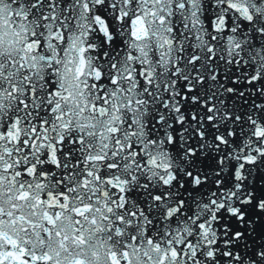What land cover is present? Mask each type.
<instances>
[{"label":"snow or ice","instance_id":"snow-or-ice-1","mask_svg":"<svg viewBox=\"0 0 264 264\" xmlns=\"http://www.w3.org/2000/svg\"><path fill=\"white\" fill-rule=\"evenodd\" d=\"M0 264H264V0H0Z\"/></svg>","mask_w":264,"mask_h":264}]
</instances>
